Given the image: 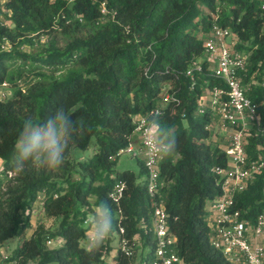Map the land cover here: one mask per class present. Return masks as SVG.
<instances>
[{
	"label": "trees",
	"instance_id": "obj_1",
	"mask_svg": "<svg viewBox=\"0 0 264 264\" xmlns=\"http://www.w3.org/2000/svg\"><path fill=\"white\" fill-rule=\"evenodd\" d=\"M215 22L229 25L237 48L248 53L243 82L250 83L247 93L264 120V0H0V85L14 88L0 98V245L21 236L7 257L10 264H154L153 214L160 200L183 264H233L211 243L207 205L222 190L215 167L228 164L226 144L212 136V109L198 113L204 90L224 82L207 61L195 80L186 74L204 53ZM60 105L90 126L75 146L92 145L93 152L75 157L74 146L58 172L30 166L9 176L23 121L43 122ZM156 107L162 122L175 129L179 152L161 159L160 186L152 195L142 158L144 179L132 168L118 169L117 162L135 115ZM259 149L264 152V136L250 135L249 152L255 156ZM119 179L126 188L117 203L109 191ZM263 182L264 169L236 195L251 217L264 209ZM41 192L42 212L55 221L30 232ZM103 199L113 210L114 234L90 258L85 220ZM123 238L135 251L148 243V256L135 260Z\"/></svg>",
	"mask_w": 264,
	"mask_h": 264
},
{
	"label": "built area",
	"instance_id": "obj_2",
	"mask_svg": "<svg viewBox=\"0 0 264 264\" xmlns=\"http://www.w3.org/2000/svg\"><path fill=\"white\" fill-rule=\"evenodd\" d=\"M238 41L237 34L229 25L215 22L205 36L204 53L191 61L186 74L195 80L196 72L204 71L203 63L207 61L211 73L224 82L207 87L200 96L198 106V113L211 108L213 113L219 115L221 126L228 130L225 147L228 164L215 167L221 177L222 190L208 205L211 243L233 264H264V209L251 217L249 209L243 211L236 200V195L246 189L264 169L263 150L259 149L255 156L248 150L250 135L264 136V120L258 103L247 93L250 83L244 85L243 82L248 53L237 48ZM2 85L10 86L6 81ZM170 97L167 93L164 100L167 102ZM154 111L161 112V108L135 115L129 143L118 152L119 155L130 152L144 160L147 187L152 195H156L160 186L161 159L147 151L142 125L147 123L148 114ZM3 167L0 165V175ZM125 188L126 181L117 180L109 191V197L119 203ZM262 188L264 192V182ZM43 195L44 192L39 194L38 205L36 200L31 215L42 211ZM153 226L156 235L154 264H183L184 259L176 249V235L169 228L168 211L163 200L155 204ZM124 230L121 227V231ZM51 242L49 239L48 243ZM122 245L129 255L134 253V245L128 244L125 238Z\"/></svg>",
	"mask_w": 264,
	"mask_h": 264
},
{
	"label": "clouds",
	"instance_id": "obj_3",
	"mask_svg": "<svg viewBox=\"0 0 264 264\" xmlns=\"http://www.w3.org/2000/svg\"><path fill=\"white\" fill-rule=\"evenodd\" d=\"M73 114L71 108L60 105L43 122L26 118L14 145L9 176L22 174L30 166L58 172L65 165L70 149L91 131L83 117L73 119ZM146 119L147 123L142 125V129L147 151L159 159L178 154L175 129L162 122L158 111L149 113ZM85 224V251L90 258H95L114 234L113 210L108 199L94 204Z\"/></svg>",
	"mask_w": 264,
	"mask_h": 264
},
{
	"label": "rangeland",
	"instance_id": "obj_4",
	"mask_svg": "<svg viewBox=\"0 0 264 264\" xmlns=\"http://www.w3.org/2000/svg\"><path fill=\"white\" fill-rule=\"evenodd\" d=\"M13 91H14V88L11 85L10 86L0 85V98H6L12 95ZM213 118H214L213 122L211 123L212 124L211 125L212 136L213 138L221 139L224 142L225 140L228 139V132H227L228 130L226 128L225 129L220 128L222 126L219 122V115L217 113H213ZM93 150L94 148L92 145H90L88 148H81V147L75 146L73 150V155L75 157L87 158L93 152ZM139 158L140 156H134L130 152H123L118 157L117 168L120 170L124 168H132L137 173H139L140 179H144L145 174H140L141 164H140ZM0 165L1 166L3 165V159L0 160ZM209 204H210V200H207V205ZM37 205H38V200H37ZM37 214H38L37 212L33 213V215H37ZM54 221H55L54 219L45 217L42 219V221L40 220L38 222V225L43 223L46 226H50L51 224L54 223ZM38 225H36L35 227H37ZM20 241H21V236L18 234L13 237H10L9 239L4 241L0 245V248H1L0 264H10L7 257L15 251ZM84 242L87 243V239ZM118 244H119V240L118 238H116L114 241V245L117 246ZM149 251H150V245L148 243H145L143 246H138L135 251V260L137 261H140L141 259L144 260L148 256Z\"/></svg>",
	"mask_w": 264,
	"mask_h": 264
},
{
	"label": "crops",
	"instance_id": "obj_5",
	"mask_svg": "<svg viewBox=\"0 0 264 264\" xmlns=\"http://www.w3.org/2000/svg\"><path fill=\"white\" fill-rule=\"evenodd\" d=\"M220 128L223 129V127H220ZM226 142H227V140L224 141L225 144H226ZM0 160H2V159L0 158ZM43 218H45V216H44L42 211L41 212L39 211L37 215H33V214L31 215V223L32 224H31V227H30V229H31L30 232L34 231L37 228L35 226L38 225V222L40 220L42 221ZM0 251H1V248H0Z\"/></svg>",
	"mask_w": 264,
	"mask_h": 264
}]
</instances>
